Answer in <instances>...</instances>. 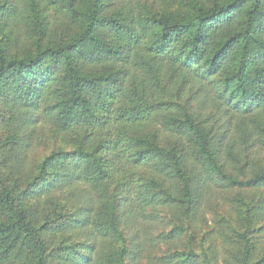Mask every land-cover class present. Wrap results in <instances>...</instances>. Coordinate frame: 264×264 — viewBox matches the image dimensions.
Listing matches in <instances>:
<instances>
[{
  "label": "trees",
  "instance_id": "trees-1",
  "mask_svg": "<svg viewBox=\"0 0 264 264\" xmlns=\"http://www.w3.org/2000/svg\"><path fill=\"white\" fill-rule=\"evenodd\" d=\"M126 1L26 0L34 50L9 57L0 41V96L16 112L41 111L78 147L53 153L35 178V188L85 187L77 218L91 240L87 254H63L72 264L154 262L148 244L183 230L145 228L161 209L180 204L190 217L213 188L264 187V0H162L152 14ZM19 10L0 0L7 23ZM154 123L189 147L165 144ZM26 194L0 173V264H51ZM246 205L247 215L264 209V197ZM98 240L117 244L102 251ZM241 250L239 264H264L256 243ZM193 253L158 259L192 264Z\"/></svg>",
  "mask_w": 264,
  "mask_h": 264
},
{
  "label": "rangeland",
  "instance_id": "rangeland-1",
  "mask_svg": "<svg viewBox=\"0 0 264 264\" xmlns=\"http://www.w3.org/2000/svg\"><path fill=\"white\" fill-rule=\"evenodd\" d=\"M16 1L20 8L18 24L11 25L4 18H0V41L6 47L9 57L29 54L34 50L35 44L32 35L36 30L35 20L28 17L26 0ZM201 1L210 3L213 0ZM125 3L145 14L163 10L162 0H128ZM172 9L180 10L182 7L177 3ZM53 13L51 16L54 21ZM47 40L46 38L45 42ZM13 106L0 96V173L18 191H27L22 204L31 211L38 225L45 226L42 235L48 245L51 264H72L69 257L65 259L63 254L71 251L70 247L73 248L72 254H87L85 248L91 240L90 229L81 227L77 218V205L85 201V187L75 185L69 188H35V178L48 157L53 153L74 151L78 148L77 144L64 134L58 133L41 111L16 112ZM154 130L163 138L165 144L178 146L180 149L189 147L185 139L161 130L157 123L153 124L152 131ZM262 157L264 159V152ZM186 162L187 171L190 172L194 168V161L189 152ZM210 193V197L205 194L202 205L191 211L190 217L183 213L184 207L179 204V207L161 209L162 217L154 222L146 221L144 227L149 228L155 237L162 232H171L175 226H180L183 230L174 240L157 238L155 245L148 244L149 255L157 256V260L152 262L146 257L138 264H169L158 259V256L181 254L190 250L197 255L192 264H205L204 250L214 264H239L237 258L243 252L239 248L246 243H256L259 255L262 254L264 209H250L251 212L247 215L246 204H257L264 197V187H239L230 192L213 188ZM252 214L256 217L254 224L249 225L246 218ZM127 228L133 236L135 232L129 223ZM116 244L115 241L98 240L96 246L97 249L108 251ZM28 261L30 258L26 260Z\"/></svg>",
  "mask_w": 264,
  "mask_h": 264
}]
</instances>
